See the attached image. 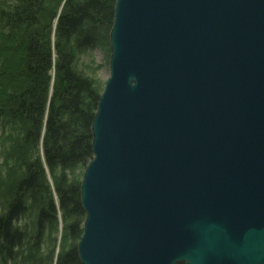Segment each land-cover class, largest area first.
Segmentation results:
<instances>
[{"label": "water", "instance_id": "95a60500", "mask_svg": "<svg viewBox=\"0 0 264 264\" xmlns=\"http://www.w3.org/2000/svg\"><path fill=\"white\" fill-rule=\"evenodd\" d=\"M81 264H264V0H116Z\"/></svg>", "mask_w": 264, "mask_h": 264}, {"label": "trees", "instance_id": "16d2710c", "mask_svg": "<svg viewBox=\"0 0 264 264\" xmlns=\"http://www.w3.org/2000/svg\"><path fill=\"white\" fill-rule=\"evenodd\" d=\"M18 2L12 13L1 14L10 30L6 39L13 41L10 50L22 52L23 61L16 72L3 73L9 86L0 91V128L9 135L21 129L20 140L37 154L19 156L21 176L0 198V264L17 261L29 239L24 224L29 203L39 207L40 223L57 216L40 147L64 219L85 215L80 188L67 186L56 170L76 164L86 167L93 159L92 123L102 94L75 69V55L91 51L103 34L110 33L116 4V0H65L61 7L63 0ZM62 264H81L77 252L67 253Z\"/></svg>", "mask_w": 264, "mask_h": 264}, {"label": "rangeland", "instance_id": "374dc122", "mask_svg": "<svg viewBox=\"0 0 264 264\" xmlns=\"http://www.w3.org/2000/svg\"><path fill=\"white\" fill-rule=\"evenodd\" d=\"M17 5H19L18 0H0V91H4L9 86V82L4 80V71L12 70L16 72L17 66L23 61L22 52L12 53L10 50L13 41H7L6 39L10 34V30L9 28L7 29L6 23L2 20L1 16L3 11L12 13ZM110 33L108 35L103 34L101 39L98 40L96 47L91 51L75 55V69L84 77L91 80L101 94L104 92L106 83L111 76ZM20 134L21 129L17 136L9 135L8 132L5 133L0 128V198L5 197L11 191V183L18 180L21 176V168L18 164L19 156L24 154L32 158L37 154L32 145L25 144L20 140ZM39 151L44 164L46 179L53 194L57 216L52 221L45 219L40 223L39 207L29 203L28 216L24 220L29 233V239L23 249L19 251L17 261L10 264H62V258L67 253L71 251L77 252L78 245L83 236L86 216H74L67 218V220L64 219L59 206V198L55 191L56 185L45 163L41 147L38 149ZM87 166L76 164L65 169L58 168L56 175L57 177H63L67 186L81 188Z\"/></svg>", "mask_w": 264, "mask_h": 264}]
</instances>
